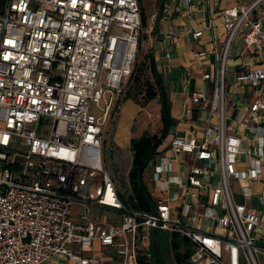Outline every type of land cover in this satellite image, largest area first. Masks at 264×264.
<instances>
[{"label":"built area","instance_id":"built-area-1","mask_svg":"<svg viewBox=\"0 0 264 264\" xmlns=\"http://www.w3.org/2000/svg\"><path fill=\"white\" fill-rule=\"evenodd\" d=\"M182 4L189 11L197 7L192 0ZM262 6L264 0H239L224 11L227 41L212 94L192 93L186 109L190 114L193 106L207 107L217 122L209 119L201 135L171 139L153 172L155 210L144 211L121 198L103 166L104 127L138 55L139 0H5L0 264H45L57 255L70 264H105V254L85 256L72 248L90 249L95 241L115 249L113 264H142L146 242L162 232L187 240L188 264H264L258 244L262 211L247 204L253 184L264 176V65L247 67L235 78L254 93L237 119L242 132L229 126L227 80L231 46L242 28L247 47H264ZM255 10L261 18L252 17ZM170 13L166 9L162 20ZM202 34L195 31L193 38ZM181 162L185 175V168L177 169ZM259 200L264 203V185ZM77 203L119 211L121 223L93 221L87 214L75 221Z\"/></svg>","mask_w":264,"mask_h":264},{"label":"crops","instance_id":"crops-1","mask_svg":"<svg viewBox=\"0 0 264 264\" xmlns=\"http://www.w3.org/2000/svg\"><path fill=\"white\" fill-rule=\"evenodd\" d=\"M218 1L219 4L216 5L215 0H192L197 7L189 11L183 6L182 0H141L143 12L147 18L146 25H143L146 27V36L141 41L142 53L148 56L146 58L148 63L146 64L148 65L152 60L156 72L162 78L171 103L172 116L175 119L171 134L159 147L158 152L150 160L144 171V173H149L151 178V186L149 188L145 186L151 196L153 194L155 166L159 163L160 154L169 151L171 139L176 135L182 137L201 135L210 120L217 122V116H210L207 107L193 106L190 114H186V109L191 104L190 96L192 93L202 92L207 97L211 96L214 78L220 68L221 52L227 41L223 13L226 9H231L239 4V0ZM252 1L243 0L245 3ZM166 9H170L171 16L168 20L163 21L162 17ZM261 9L264 10V6ZM252 17L254 19L261 18V11L255 10ZM199 30L203 31L202 36L194 39L193 33ZM246 32L247 30L242 28L237 34L231 46L227 63L228 97L230 100L229 126L238 132H242L244 127L242 123L237 122V119L241 113L245 112V106L252 101L254 93L250 87L237 86L235 78L247 67L264 65V47L261 51L247 47L244 40ZM201 51L206 52L204 57L198 56ZM205 73H210L212 79L205 81L203 79ZM188 78H190V83L187 82ZM124 115L126 119L123 122ZM139 115L138 104L131 99L125 100L119 112L113 137L114 149H118L120 154H123L125 150L132 154V138L142 136V133L135 132ZM184 168L185 165L182 162L177 164V169ZM187 171L188 169L185 168L184 175L187 174ZM263 185L264 176L260 181L253 184L254 196L247 204L253 209L261 210L264 220V203L259 200ZM84 214H87L89 219L93 221L104 220L118 225L121 223L120 212L114 209L92 203L88 205L77 203L72 206V215L75 221H80ZM258 234V244L264 249V231L259 229ZM147 242L150 243V241ZM72 248L85 256L105 254V264H113L118 259L114 248L103 247L98 241H95L90 249L81 250L76 245H72ZM147 252L144 256L146 261H148L147 257L150 254ZM145 259L142 260L145 261ZM70 263L67 257L57 255L45 264Z\"/></svg>","mask_w":264,"mask_h":264},{"label":"rangeland","instance_id":"rangeland-1","mask_svg":"<svg viewBox=\"0 0 264 264\" xmlns=\"http://www.w3.org/2000/svg\"><path fill=\"white\" fill-rule=\"evenodd\" d=\"M5 0H0V10H2V6ZM146 32V27H142L140 45L138 50L137 59L134 65V70L141 68L143 65H146V56L142 53L141 41ZM132 76V75H131ZM147 76H150V72L147 68H145V72L141 74V79L139 82L137 80L128 79L127 83L124 86V94L122 98L116 103L113 107L109 120L104 127V142H103V166L105 170H108L111 175L116 179V183L118 188L128 195L130 193V186L128 182V173L131 166L132 154L125 150L123 154H120L118 149L114 148V134L116 130V124L119 118V112L121 107L124 104L125 97L129 96V99L133 100L136 104H138L140 108V115L138 119V123L135 126V132L138 134H161L163 123L161 118L162 113V104L158 100V98L150 99L148 98L149 94L147 91L146 81L148 79ZM152 81V76L150 77ZM125 113V112H124ZM126 115V114H125ZM123 116L122 121L124 122L126 116ZM143 183L149 188L151 186V178L149 173L145 172L143 175ZM156 242L159 239L160 246L157 249L155 247V243L153 244L154 239H151V242H147L149 244L148 262L149 264H180L177 261L174 250L171 248L173 239L174 241L180 243L182 242L179 236H172L168 232H162L156 237ZM155 242V241H154ZM157 250V251H156ZM156 253V255H155ZM156 261V262H155Z\"/></svg>","mask_w":264,"mask_h":264},{"label":"trees","instance_id":"trees-1","mask_svg":"<svg viewBox=\"0 0 264 264\" xmlns=\"http://www.w3.org/2000/svg\"><path fill=\"white\" fill-rule=\"evenodd\" d=\"M141 5V0H140ZM142 7V6H141ZM142 19L143 25H146L147 18L143 12L142 7ZM145 68H147L150 72V76H147L148 79L146 81L148 98L154 99L158 98V100L162 104V131L161 134H149L145 133L140 137H134L131 140V152H132V165L128 173V182L130 186V195L127 196L120 189V196L126 202L132 204L136 208H140L144 211H151L153 204V197L145 187L143 183V173L150 162V160L155 156L158 152L159 147L164 143V141L169 137L172 131V127L175 125V119L172 116L171 103L167 96V92L164 86V82L160 75L156 72L153 61L147 65H143L141 68L136 69V72L133 71L131 79L137 80L139 82L141 79V74L143 71L145 72ZM152 76V81L150 77ZM128 97H125V100H128ZM124 100V101H125ZM137 202H134V200ZM157 234L153 233L152 240L155 247L158 249L160 246V242H156ZM182 242L178 243L176 241L172 242L171 248L174 250L177 261L180 264H188L190 257V250L188 248V243L186 239H182ZM155 241V242H154ZM159 244V245H158ZM157 251V250H156ZM156 255V253H155ZM156 262V261H155ZM142 264H149V262H145L142 260ZM151 264V263H150ZM155 264V263H153Z\"/></svg>","mask_w":264,"mask_h":264},{"label":"water","instance_id":"water-1","mask_svg":"<svg viewBox=\"0 0 264 264\" xmlns=\"http://www.w3.org/2000/svg\"><path fill=\"white\" fill-rule=\"evenodd\" d=\"M152 210H153V211L155 210V206H154V204H152Z\"/></svg>","mask_w":264,"mask_h":264}]
</instances>
